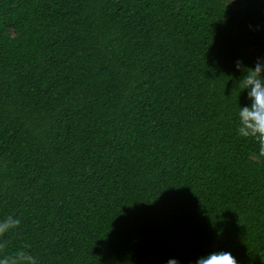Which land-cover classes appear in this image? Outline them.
<instances>
[{"label": "trees", "instance_id": "obj_1", "mask_svg": "<svg viewBox=\"0 0 264 264\" xmlns=\"http://www.w3.org/2000/svg\"><path fill=\"white\" fill-rule=\"evenodd\" d=\"M258 58L264 0H0V258L264 264Z\"/></svg>", "mask_w": 264, "mask_h": 264}, {"label": "clouds", "instance_id": "obj_2", "mask_svg": "<svg viewBox=\"0 0 264 264\" xmlns=\"http://www.w3.org/2000/svg\"><path fill=\"white\" fill-rule=\"evenodd\" d=\"M236 67L244 73L236 87L239 88L240 93L247 89L251 101L250 106L239 107L238 134L240 137L253 139L258 144V155L264 157V58H258L254 67L237 60ZM20 224L21 220L13 215L0 221V253L8 245L7 240L3 238L10 231L17 229ZM0 264H38V262L30 252L18 250L12 255L0 258ZM167 264H180V262L177 259H170ZM196 264H239V261L231 252L218 251L201 256Z\"/></svg>", "mask_w": 264, "mask_h": 264}]
</instances>
